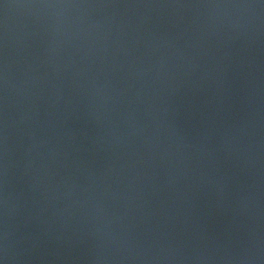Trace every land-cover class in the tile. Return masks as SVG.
Instances as JSON below:
<instances>
[{
  "label": "water",
  "instance_id": "1",
  "mask_svg": "<svg viewBox=\"0 0 264 264\" xmlns=\"http://www.w3.org/2000/svg\"><path fill=\"white\" fill-rule=\"evenodd\" d=\"M0 264H264V0H0Z\"/></svg>",
  "mask_w": 264,
  "mask_h": 264
}]
</instances>
